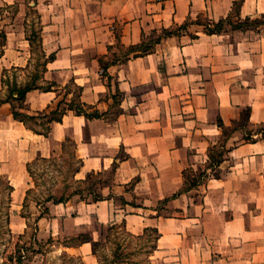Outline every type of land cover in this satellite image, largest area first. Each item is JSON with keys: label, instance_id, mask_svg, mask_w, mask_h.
Returning a JSON list of instances; mask_svg holds the SVG:
<instances>
[{"label": "crops", "instance_id": "crops-1", "mask_svg": "<svg viewBox=\"0 0 264 264\" xmlns=\"http://www.w3.org/2000/svg\"><path fill=\"white\" fill-rule=\"evenodd\" d=\"M1 1L17 6L4 29L0 60L9 59L0 65L2 94L5 69L31 67L26 33L33 7L41 46L46 57L54 55L41 80L54 86L30 90L20 110L42 116L64 98H76L102 114L88 118L67 109L46 135L16 119L10 102L0 104V189L1 180L13 186L10 222L14 204L25 206L36 188L29 167L60 158L71 143L81 163L77 178L98 175L102 196L75 203L48 199L37 219L40 234L74 233L92 222L124 225L133 236L150 227L158 235L148 264H264V139L247 142L241 128L247 112L251 125L264 123V23H226L213 34L198 26L195 38L188 31L165 38L155 52L106 72L100 63L119 41L137 45L199 16L213 22L264 18V0ZM27 81L17 78L21 85ZM219 120L231 131L230 150L216 167L220 175L184 192L185 169H206L209 149L223 137ZM22 219L24 234L29 219ZM92 236L88 230L86 237ZM90 241L66 248L94 262Z\"/></svg>", "mask_w": 264, "mask_h": 264}, {"label": "rangeland", "instance_id": "rangeland-1", "mask_svg": "<svg viewBox=\"0 0 264 264\" xmlns=\"http://www.w3.org/2000/svg\"><path fill=\"white\" fill-rule=\"evenodd\" d=\"M16 11V5L7 6L6 3L0 0V33L11 22ZM29 12V30L26 35L33 40L34 44V48L32 47V52H30L31 67L28 68V72L18 70L6 73L5 79L8 86L6 85L5 95L0 91V97L1 95L5 97L8 94V87L14 83L15 79L17 81L18 78L23 83L35 73H39L40 76L43 75L46 52H44L41 46L40 25L36 10L30 7ZM201 21H206V18L202 17ZM232 21L233 24H239L237 20ZM255 21L264 23V18H257ZM245 24L246 26H255L249 21ZM197 27V24L192 23L185 31L194 34ZM225 27L226 25H224ZM158 34H161V31L156 33V35ZM154 35L155 33L152 36ZM152 36L148 39H151ZM1 41L0 35V43ZM22 51L29 54L27 48H23ZM122 53L123 49L117 46L116 50H113L109 58L104 59V61H110L115 58V55L121 56ZM6 59H9V55L5 59L0 60V65ZM38 83L42 86L48 85L41 79ZM68 90H74L75 94L78 91L74 86H71ZM116 95L119 96L118 94ZM64 100L65 98L61 100L60 106L66 107V103H70L71 101L77 102L76 98H73L70 102ZM31 123L34 124L35 122L32 121ZM36 128L43 129L38 124ZM226 132L229 134L230 130L226 129ZM218 145L217 143L211 146V155L213 157H217L219 154ZM73 149V144L68 143L67 150L61 154L60 158L39 160L31 165L30 170L36 188L31 190L25 206H23L22 202L14 204L11 209V222L7 218L8 193L6 181L3 180L0 189V264H148L150 261L149 255L153 250L156 238L154 231L145 232L141 236H133L122 226L112 229L109 226H98L92 222L90 226L82 230L79 229L74 233L72 232L73 230H68L67 232L60 231L56 235H42L39 233L37 219L41 212L44 213L46 211L45 202L48 199L54 200V198L63 197L65 201L71 200V202L75 203L80 199L92 200L95 196H102L99 191L100 180L98 175L89 174L85 180L77 178L76 172L81 163L76 158ZM210 170L211 168L207 167L206 169L193 168L192 172L187 171L189 183H194L196 179H199L202 172H210ZM195 188L197 187H193L192 189ZM72 211L76 212L77 210L73 208ZM160 212L167 213L164 208ZM22 216H26L29 219L24 234H21L24 220ZM55 223V227L58 229L60 224H58L59 222ZM43 225L45 226L44 223ZM88 230L92 232L94 239L90 241L91 245L93 246V242H96L95 248L93 249L92 247V254L95 257L94 262H91L89 259L85 260L81 254H77V252L66 248L68 245H78L87 236ZM98 233L99 237L96 236ZM20 235H22L21 238ZM17 243L20 244L18 254L17 252L15 253ZM12 253H14V258L10 260L8 256Z\"/></svg>", "mask_w": 264, "mask_h": 264}, {"label": "trees", "instance_id": "trees-1", "mask_svg": "<svg viewBox=\"0 0 264 264\" xmlns=\"http://www.w3.org/2000/svg\"><path fill=\"white\" fill-rule=\"evenodd\" d=\"M7 6H12V5H7ZM201 16H199L196 20L193 19H189L187 20L185 23H183L182 25L173 27V28H169V29H163L161 31V34L156 35L157 31L155 32V35L151 37V39H144L141 43L137 44V45H131L129 47H125L124 45H122L120 43V41L117 43L118 47H121L123 49V53L121 54V56L119 55H115V58L111 59L110 61H104V58H100V63H101V67L103 68V70L106 72L108 67L110 65H114V64H118V63H124L127 60H129L131 57H138V56H144L150 53L155 52L156 50V46L162 42L163 39L171 37V36H177L181 33H183V31L187 30L188 26L192 23L197 24L198 26L202 27V30L206 33H220L224 31V25L226 23H229L233 28H243L246 27V22H251L253 23L255 26H258L259 23L262 22H258V21H251V19H246L245 21H239V24H233L232 22V18H228L225 20H221L219 22H213L210 21L208 19H206V21H201ZM248 26V25H247ZM35 33V32H34ZM1 35V43H0V57L3 55L4 52V45H5V41L7 39V35L6 32L4 30L1 31L0 33ZM193 37L195 38L196 35L193 34ZM117 38L119 39V36H117ZM29 40L31 41V45L34 48V44H33V40L29 37ZM45 52V51H44ZM54 55L51 54L50 56L46 57L45 59V63H44V70L46 68V64L47 61H49L50 59H53ZM43 70V71H44ZM16 71V70H13ZM8 73V70H4V75ZM42 78V76L39 75V73H35L33 74L30 79L24 84L21 85L19 84L16 79L14 81L13 84H11L8 87V94L5 97H0V104L1 103H5V102H10L13 106V115L16 119H19L21 121H23L25 124L29 125L33 130L37 131V132H41L43 134H48L50 131V123L52 121H61L62 120V116L65 114L67 109H71L74 110L77 114L79 115H85L88 118L91 117H101L102 114L98 111V110H92V106L90 105H86L83 104L81 101L77 100V102H73L71 101L70 103H66L67 106L64 108H61V103L62 101L59 102L58 106L53 109L50 113H47L45 115L39 116V115H30L27 113H24L20 110V108L24 107L25 104V100H26V95L27 93L32 90V89H43V90H51L52 86H54V83L51 82H47V86H42L38 83V81ZM3 85H7L8 83L6 82V79L3 78ZM115 98V102L118 103V101H120V97L117 96L116 94L114 95ZM64 102V101H63ZM249 112H247V119L244 123L241 124V128L244 131V140L247 142H255L257 140H261L264 139V123L261 124H257V125H251L249 123ZM39 119H44L42 122H38ZM32 121H34V124H38L40 126L43 127L42 130L37 129L35 127V125L33 123H31ZM219 126L222 128L223 130V137L217 147L218 149V156L217 157H213V155H211V149H209V164H208V168H211V172L213 174V176L218 177L220 174L215 170L216 167H218L223 160L225 159V155L227 152H229V147H227V140L231 134V131L229 134H227L226 132V127L223 124L222 120H219ZM30 170V167H29ZM187 171H193V168H187L184 171V177H185V186L183 188V191H189L191 190L193 187H198V185H201V182L206 180L211 173L204 171L202 172L201 176L199 177V179H196L194 183H189L188 178H187ZM31 172V170H30ZM211 174V175H212ZM32 175V172H31ZM2 180H1V184H2ZM13 191V186L10 185L9 183H7V198H8V205H7V218L8 221H10V203H11V193ZM28 193H30V191H28ZM101 198V196H95L93 198V200L97 201ZM55 202H64L65 199L63 197L60 198H54ZM124 224V223H123ZM124 227V225H113L110 228H116V227ZM125 228V227H124ZM148 231H154L156 233V235H158V231L155 228H146L145 232ZM22 237V235H20V238ZM82 242H86V241H90L89 237H85L84 239L81 240ZM19 246L20 244L17 243L16 244V250L15 253L19 252ZM96 246V242H93V249ZM154 248V247H153ZM8 258L11 260L14 258V253L10 254L8 256Z\"/></svg>", "mask_w": 264, "mask_h": 264}, {"label": "built area", "instance_id": "built-area-1", "mask_svg": "<svg viewBox=\"0 0 264 264\" xmlns=\"http://www.w3.org/2000/svg\"><path fill=\"white\" fill-rule=\"evenodd\" d=\"M160 1H163V0H160Z\"/></svg>", "mask_w": 264, "mask_h": 264}]
</instances>
